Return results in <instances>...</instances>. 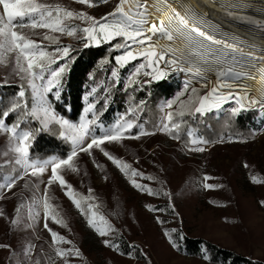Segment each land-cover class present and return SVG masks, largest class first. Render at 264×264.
Wrapping results in <instances>:
<instances>
[{"label": "rangeland", "instance_id": "1", "mask_svg": "<svg viewBox=\"0 0 264 264\" xmlns=\"http://www.w3.org/2000/svg\"><path fill=\"white\" fill-rule=\"evenodd\" d=\"M41 2L70 7L72 11H83L97 20L107 17L119 4V0H106L99 4L92 1L94 7L80 4L78 0ZM79 22L80 28L89 26L87 21ZM25 32L39 43L45 33L61 34L48 29H25ZM66 38L67 41L72 40L71 36L66 35ZM103 42L108 41H88L91 44ZM123 51L119 49L118 55ZM60 56L57 54V57ZM153 67L165 70L166 75L159 80L153 79L145 75L152 68H143V77L139 82L142 88L146 84L176 76L183 78L187 85L202 89L201 96L210 91L207 83L190 78L183 65L176 68L162 62ZM13 68L14 54H11L5 63H0V80L28 83ZM49 78L50 74L43 81L35 82L42 90ZM54 88L55 85L50 92ZM48 93L45 97L51 110L62 117L54 110ZM188 96V93L184 94L183 99L188 100ZM233 96V99L216 110L232 112L233 108L238 107L236 96ZM260 106L252 109L260 112L262 117L258 119L261 121L264 112ZM168 112L170 109L165 107V116ZM63 118L73 124L80 122ZM261 122L262 126L252 140L226 134L218 141L204 143L201 135L189 131L191 140L186 141L169 131L161 130L162 125L167 124V118H163L158 130L144 131L150 133L148 135H140L141 131L136 134L125 132V138L121 141H105L101 146L104 151L130 164L132 169L142 174L134 177L131 176V170L125 175L100 148L94 146L90 152L78 151V158L74 160L76 170L62 168L60 174L72 186V190L79 194L77 199H81L82 194L88 197L93 191L98 195V201L92 199L86 206L82 204L85 212L76 207L73 199L66 194L67 187H62L59 181L48 186L50 166L42 175H24L22 166L15 162L16 154L11 151L9 134L0 132V164L18 165L21 173L17 177H23L17 179L11 190L4 185L9 183V178H13L12 175L5 174L0 178V245L6 246L0 247V264H37L38 252L42 258L39 264H220L211 262L207 255L196 256L183 251L180 242L185 236L202 238L249 257L256 264H264V203H261L264 201V183L252 179L256 176L264 180V120ZM55 124L59 126L62 135L67 137L66 127L59 123H49L46 128ZM116 124L101 126L97 135H102L104 130ZM92 135L90 133L85 145L90 142ZM193 140L197 143H192ZM198 148L204 150H195ZM51 157L62 158L53 154L47 159ZM30 160L40 159L30 154ZM205 177L210 179L206 180ZM133 179L153 192L150 194L135 186ZM206 184L217 187L208 188ZM48 190L52 192V200L56 205H59L58 200L61 202V211L65 216H57V219H64L66 226L49 217L48 228H45L42 198ZM20 197L25 202L18 212ZM99 202L100 207H97ZM89 204L96 207L88 209ZM93 211L98 213L97 227L106 230L107 235L101 236L96 228L89 225L88 219ZM100 215L111 224L112 230H108L107 225L99 220ZM48 229L63 236L65 242L55 244ZM105 240L111 241L113 246L106 245ZM57 247L78 248L81 255L62 258L56 254Z\"/></svg>", "mask_w": 264, "mask_h": 264}, {"label": "snow or ice", "instance_id": "2", "mask_svg": "<svg viewBox=\"0 0 264 264\" xmlns=\"http://www.w3.org/2000/svg\"><path fill=\"white\" fill-rule=\"evenodd\" d=\"M78 2L90 7L95 6L92 0H78ZM102 2H106V0H102ZM0 6H2V12H0V63H5L6 58L14 54L13 71L16 72L17 75H20L21 79L28 80L33 90V96L36 99V103H34L31 112L26 113V115H31L32 117L40 119L44 127H47L48 124L52 122L65 126L68 132L66 138L71 141L73 148L66 158L51 157L42 161L30 160L29 149L32 133L30 131L20 130L21 121H17L11 125L5 123L11 112H15L18 108H21L20 104H14L9 111L0 113V132L9 134L11 151L16 154L15 162L22 166L24 175H28L29 173L32 176L42 175L50 166L51 175L48 179V186H51L55 181H59L62 187H67L68 191L66 194L73 199L76 207L80 209L81 212H85V209L82 207V200L94 199V197L88 196L77 199L76 197L79 194L75 193L72 190V186L67 184L64 176L60 174V170L62 168H71L75 171L74 158L77 156L78 151L90 152L94 146L104 151L101 146L105 141H121L125 138L124 133L132 128L133 124L131 122L124 124L117 123L114 127L104 130L102 135L93 134L90 142L85 145V141L92 132L89 126L95 123V120L88 119V114L92 112L94 105L88 104L84 109V115L81 117L80 122L78 124H73L63 117H58L51 110L45 97V94L52 90L53 85H59L60 74L65 70L61 67L58 70L50 71V66L56 63L58 58L67 57L72 46H58L54 53L47 52L44 50V45L33 39L31 35L25 32V29H48L53 33L58 32L66 34L67 36H76L79 31L84 34L83 38L87 41H95L97 43L101 40L111 41L117 37L123 38L124 43H117L114 45L116 49H124L121 55L115 57L116 64L119 67H124L130 61L136 60L138 57H143L146 63H141L136 68L133 77L138 75L141 69L150 67L152 71L146 72L145 75L152 76L153 79L157 80L166 75V72L159 67H153V65H159L161 62H164L166 65L180 68L183 63L188 61L190 53L203 56L204 53L200 50L209 49L210 47L206 42L223 45L226 48L239 51L235 44H228L226 41L218 40L214 35L209 34L199 27L195 16L186 17L181 15L172 7L169 0H157V7L158 10L162 12V16L158 18V22H152L150 24L146 0H119V4L115 11L109 14V16L117 17V19L114 20H109L108 17L97 20V18L90 16L86 12L72 11L59 4L52 5L43 3L41 0H0ZM73 19L87 21L89 26L78 29L76 26L66 23ZM25 21H27V23ZM158 33L166 37L168 41L174 42L176 40H182L183 46L174 44L161 45L158 42H154L153 36ZM42 39L59 44L58 36L45 33ZM57 54H61V56L57 57ZM106 62L107 61H105V63ZM49 71L50 78L47 80L46 86L41 90L35 81H43L45 79V73ZM242 74L243 73L238 72L232 66L224 67L219 72V76L222 78L233 75L239 76ZM112 76L118 77V69L112 71ZM133 83H137V81L130 78L129 84L131 85ZM223 87H230V85L227 83L218 84L204 96H197V89L193 88L191 90L193 95L190 96L186 102H181V111L179 115H185L183 111L185 104L194 106L189 109V114H205L213 108L219 109L223 103L234 98L231 92L228 94L219 93L218 90ZM95 91L96 89L93 88L92 92L88 95H92ZM185 91H187V85L185 86ZM56 95L59 97L58 91ZM180 95H183V93ZM24 96L25 91L21 90L19 92V97L23 98ZM235 99L238 107L232 109L234 114L238 113L246 106L252 107L259 104L264 107V90H261L258 98L248 100L245 96L235 97ZM85 100H88V96H85ZM242 101H246V104L242 103ZM175 103L176 101H169L166 107L171 109ZM24 107H27L26 102ZM166 118L168 121H172L173 113L168 112ZM172 127L178 129L179 125L172 124ZM161 130L171 132V128L168 124H163ZM148 134L150 133L144 131L140 133V135ZM192 143H197V141L193 140ZM204 143H207V141ZM195 150L203 151L204 149L198 148ZM5 155H7V153H5ZM104 155L120 167L125 175L129 174V170H131V176L133 177L142 175L132 169L130 164L112 156L108 152L104 151ZM17 179H23V177L9 178V183L4 186L11 190L15 186ZM205 179H210V177H205ZM252 179L254 182L264 183V180H260L256 176H253ZM132 183L142 190L148 191L150 194L153 192L152 189L147 188L145 185L137 184L134 179ZM205 187L213 188L217 187V185L206 184ZM89 191L91 192V190ZM261 203H264V201ZM42 206L45 211V228H48L47 220L49 217L57 223H64L66 226V222H63L62 219H57L59 214L54 211V206L50 203V197H48L47 194L42 198ZM87 207L88 209H92L96 206L89 204ZM17 211L19 212V209ZM0 214H2V210H0ZM36 215H39V213H36ZM97 215L98 213L93 211L88 219V223L90 226L96 228L101 236L107 235L106 230L97 227ZM99 220L107 225L108 230H112L111 224L107 223L102 215L99 216ZM16 222L17 221H13V223ZM48 230L51 232L55 244L65 242L63 236H60L51 229ZM67 243H71V241H67ZM104 243L113 246L109 240H105ZM0 247L6 246L0 245ZM29 251H31V246H29ZM56 254L63 258L69 255L80 256L81 252L78 248L63 249L57 247ZM37 264H39L38 261Z\"/></svg>", "mask_w": 264, "mask_h": 264}, {"label": "trees", "instance_id": "3", "mask_svg": "<svg viewBox=\"0 0 264 264\" xmlns=\"http://www.w3.org/2000/svg\"><path fill=\"white\" fill-rule=\"evenodd\" d=\"M92 1L97 4L102 2V0ZM67 9L70 10V7ZM71 21L72 26L80 29L79 20ZM54 36L59 37V44L40 40L45 51L54 53L58 46L71 45L72 47L67 57L56 60V63L50 66V71L58 70L61 67L65 70L60 74L59 85H55L54 91L48 93V99L57 113L71 121H80L87 104H93L94 108L88 114L89 120H95V123L89 126L92 130L91 134L100 133L101 126L109 127L114 123L127 122L133 124V127L126 131L128 133L154 132L160 128L161 120L166 118L164 110L169 101H176L170 109V112L173 113V120H167V124L171 128L169 133L186 141L191 140L189 131L198 133L208 143L218 141L226 134L252 140L255 138V132L262 126L261 121L264 118H261V121L258 119L262 116L257 109L243 110L235 114L228 111L222 113L216 109L205 114H189V109L194 106L185 104L183 109L185 115L180 116V104L187 101V99H183L184 94L188 93L189 98L193 95L191 90L195 88L197 89L196 95L201 96L202 89L189 86L183 78L176 76H169L159 82L146 84L142 88L139 82L143 77V69L134 77L133 73L141 63L145 62L144 58L136 59L124 67H119L116 64L115 57L119 54V49H116L114 45L122 43L123 38L117 37L102 44L88 45V41L83 38L84 34L79 31L76 36H71V41H67L66 35L56 34ZM105 61L107 62L105 63ZM114 69H118V77L112 76ZM50 71L46 72L45 76H49ZM130 78H133L137 83L130 85ZM186 85L187 91H185ZM93 88L96 91L92 95H88ZM21 90L25 91L23 98L19 97ZM57 91L59 97L55 94ZM181 93L183 95H180ZM85 96H88L87 101ZM25 102L27 107H24ZM33 102V91L26 81L0 80V113L9 111L14 104L21 105V108L10 113L5 123L11 125L21 121L20 130L32 133L29 149L31 156L40 160H45L53 154L66 158L73 148L71 141L62 135L58 125L46 128L39 119L26 115L31 112ZM259 108L264 112L262 106ZM172 124H178L179 128H173ZM77 158L78 156L74 160ZM20 173L21 169L16 164H0V178L5 174L17 177ZM26 182L31 185L29 181ZM51 194L52 192L48 190L47 196L50 197V203L59 214L58 216L64 217L65 215L63 216L64 213L61 211V202L58 200L59 205H56ZM89 196L98 201V195L94 191L91 195L89 193ZM80 197H87V194H82ZM91 200H82V204L86 206ZM24 202V198L20 197L18 209L24 205ZM97 207H100V202ZM62 221L65 222L64 219ZM180 247L183 251L196 256L207 255L209 260L215 263L256 264L249 257L202 238L185 236L180 242ZM37 257L40 262L42 259L40 252Z\"/></svg>", "mask_w": 264, "mask_h": 264}, {"label": "bare ground", "instance_id": "4", "mask_svg": "<svg viewBox=\"0 0 264 264\" xmlns=\"http://www.w3.org/2000/svg\"><path fill=\"white\" fill-rule=\"evenodd\" d=\"M146 3L149 24L158 22L162 12L158 10L157 0H146ZM169 3L181 15L195 16L198 26L216 39L235 44L239 49L234 51L206 42L210 47L200 50L203 56L190 53L188 61L182 64L190 78L207 83L210 91L218 84L227 83L230 87L220 88L219 93L231 92L236 97L246 96L248 100L258 98L264 90V0H169ZM153 41L183 46L182 40L168 41L159 33L153 36ZM228 66L243 74L220 77V70Z\"/></svg>", "mask_w": 264, "mask_h": 264}, {"label": "water", "instance_id": "5", "mask_svg": "<svg viewBox=\"0 0 264 264\" xmlns=\"http://www.w3.org/2000/svg\"><path fill=\"white\" fill-rule=\"evenodd\" d=\"M91 43H88V45H90Z\"/></svg>", "mask_w": 264, "mask_h": 264}]
</instances>
